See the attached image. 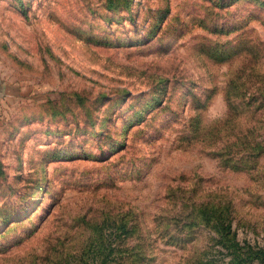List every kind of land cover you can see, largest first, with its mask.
Masks as SVG:
<instances>
[{
    "label": "rangeland",
    "instance_id": "rangeland-1",
    "mask_svg": "<svg viewBox=\"0 0 264 264\" xmlns=\"http://www.w3.org/2000/svg\"><path fill=\"white\" fill-rule=\"evenodd\" d=\"M232 239L264 249V0H0V264H264Z\"/></svg>",
    "mask_w": 264,
    "mask_h": 264
},
{
    "label": "trees",
    "instance_id": "trees-1",
    "mask_svg": "<svg viewBox=\"0 0 264 264\" xmlns=\"http://www.w3.org/2000/svg\"><path fill=\"white\" fill-rule=\"evenodd\" d=\"M207 219H214L213 227L216 233H220L221 235H225L226 232H229L231 229V217H228V212L219 214L218 209L214 211H210V215H208ZM232 247V252L236 258H240L239 262L247 259L252 260L254 258H264V249L262 248H255L250 246L247 251L246 257H242L240 253L237 252L236 245H238L233 239L230 240L228 244ZM255 248V249H254ZM136 254H142L143 252L141 249L139 251L136 248H124V247H110V246H94L92 249H87L83 251V260L82 264H129V258L133 255L137 256ZM113 261V263H112ZM134 263V262H132Z\"/></svg>",
    "mask_w": 264,
    "mask_h": 264
}]
</instances>
